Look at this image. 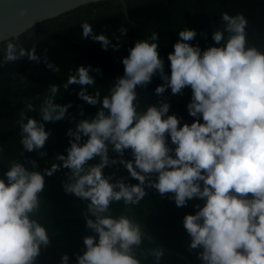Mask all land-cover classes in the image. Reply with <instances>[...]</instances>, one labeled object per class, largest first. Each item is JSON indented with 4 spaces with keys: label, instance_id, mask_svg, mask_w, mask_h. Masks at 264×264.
Returning a JSON list of instances; mask_svg holds the SVG:
<instances>
[{
    "label": "clouds",
    "instance_id": "clouds-1",
    "mask_svg": "<svg viewBox=\"0 0 264 264\" xmlns=\"http://www.w3.org/2000/svg\"><path fill=\"white\" fill-rule=\"evenodd\" d=\"M221 19L224 27L212 32L214 46L204 50L192 44L196 30L179 31L174 51L167 56L170 75L159 54L156 32L129 49L122 59L124 75L102 99L99 90L93 95L84 87L95 85L90 70L101 74L99 68L80 66L69 75L64 89L80 85L78 97L100 107L94 117L81 119L68 130L67 154L56 156L60 164L42 174L30 170L37 163L25 157L31 167L12 161L6 180L0 178V264H35L42 246L50 244L46 228L34 217L41 208L45 174L52 176L61 167L69 170L64 191L89 202L86 228L98 235L83 238L85 250L76 256L77 264H141L135 255L143 242L140 225L126 214L113 217L110 207L120 201L126 209L138 204L147 195L146 188L168 196L178 208L191 200L203 201V206L194 205L195 214L183 218L189 249L198 250L201 264H264V52L248 46L243 14L222 13ZM120 32L125 35L127 29ZM82 39L96 41L104 50L119 49L105 34L93 33L87 23L82 25ZM0 53V66L25 57L41 63L35 46L26 49L18 38L8 41ZM43 63L59 71L46 56ZM157 75L163 81L155 88L157 96L168 89L172 95L191 89L186 106L194 118L191 124L181 126L182 118L169 115L168 102L139 110L137 89L146 88ZM49 91L39 108L40 121L24 111L17 121L23 150L37 151L41 157L51 135L43 122L65 119L71 107L55 103L59 86L52 85ZM25 108L36 111L32 102ZM110 146L120 159L109 156ZM129 150L132 159H123ZM97 158L98 163H89ZM117 164L138 183L104 175L106 167ZM150 255L159 264L164 252L160 248ZM61 264H69L67 254Z\"/></svg>",
    "mask_w": 264,
    "mask_h": 264
},
{
    "label": "trees",
    "instance_id": "trees-1",
    "mask_svg": "<svg viewBox=\"0 0 264 264\" xmlns=\"http://www.w3.org/2000/svg\"><path fill=\"white\" fill-rule=\"evenodd\" d=\"M124 3L109 0L84 5L0 42L2 49L8 41H16L18 38V42L26 49L30 50L35 46L36 54L41 57L40 64L25 57L14 64L0 66V178L6 180L4 174L12 161L31 167L25 157L37 163V168L30 170H38L42 174L52 164H60L56 156L67 154L66 149L70 146V137L66 135L68 130H74L79 120L95 116L100 105L91 106L78 97L77 93L82 86L73 84L67 90L63 87L69 75H75L80 66L90 65L92 69H100L101 74L90 70V75L95 78V85L84 87L93 95L99 90L102 99L110 94L113 82L124 75L122 59L128 56L129 49L138 40H150L151 34L156 32L159 35V54L164 59L165 72L170 75L167 56L174 51L173 44L179 39V31L185 28L196 30L198 36L192 44H198L202 50L214 46L212 32L224 27L222 13L230 16L243 14L248 21V46H255L264 52V0H124ZM84 23L91 26L93 33L108 36L119 49L104 50L100 43L82 39ZM121 28L127 29L125 35H121ZM45 56L49 63L59 68L58 72L44 65ZM161 83L163 81L157 75L146 88L137 89L139 110L143 111L149 105L159 106L160 101L168 102L169 115L175 114L182 118L181 126L185 122L191 124L194 118L188 114L186 107L191 99V89L186 88L183 95H172L168 89L162 96H157L155 88ZM52 85L59 86L55 103L71 104V107L68 108L65 119L43 122L45 130L51 135L45 147L40 150L46 153L41 157L37 151L23 150L17 121L21 111L40 121L39 108L50 95ZM27 102L33 103L35 112H27ZM86 139L82 138L81 142ZM109 156L120 159L111 151V146ZM123 159H132L130 150L124 153ZM98 162L99 158L89 163ZM68 171L61 167L52 176L45 174V187L40 194L41 208L34 218L46 228L50 244L42 246L35 264H61L64 254L69 256V264H77L76 256L83 254L85 250L83 238L93 235L98 239L96 233L86 228L85 213L89 202L64 191L63 184ZM104 175L113 176V180L123 177L126 183H138L120 164L106 167ZM146 192L144 199L136 205L127 206V209L123 201L113 202L110 214L113 217L128 215L140 225L142 231L158 242L183 253L192 264H201L197 258L198 250L189 249L190 237L183 227V218L186 214H195L194 205L199 203L203 206V201L191 200L186 207L178 208L174 200L161 196L155 189L146 188ZM160 248L143 236V242L135 249V255L141 260V264H157L150 253ZM162 250L164 256L159 264H187L183 258Z\"/></svg>",
    "mask_w": 264,
    "mask_h": 264
},
{
    "label": "water",
    "instance_id": "water-1",
    "mask_svg": "<svg viewBox=\"0 0 264 264\" xmlns=\"http://www.w3.org/2000/svg\"><path fill=\"white\" fill-rule=\"evenodd\" d=\"M104 1L109 0H0V42L18 36L43 21L61 17L81 6ZM119 1L124 3V0ZM142 232L146 238L168 253L183 258L187 264H192L183 253L170 249L147 232Z\"/></svg>",
    "mask_w": 264,
    "mask_h": 264
}]
</instances>
